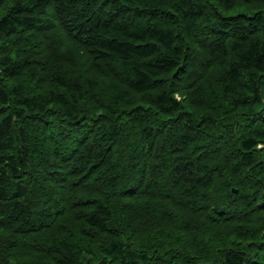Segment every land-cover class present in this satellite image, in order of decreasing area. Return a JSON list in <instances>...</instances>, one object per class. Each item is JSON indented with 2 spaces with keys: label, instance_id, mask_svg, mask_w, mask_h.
<instances>
[{
  "label": "trees",
  "instance_id": "1",
  "mask_svg": "<svg viewBox=\"0 0 264 264\" xmlns=\"http://www.w3.org/2000/svg\"><path fill=\"white\" fill-rule=\"evenodd\" d=\"M0 264H264V0H0Z\"/></svg>",
  "mask_w": 264,
  "mask_h": 264
},
{
  "label": "rangeland",
  "instance_id": "2",
  "mask_svg": "<svg viewBox=\"0 0 264 264\" xmlns=\"http://www.w3.org/2000/svg\"><path fill=\"white\" fill-rule=\"evenodd\" d=\"M212 236V234H208L206 237L207 239H209Z\"/></svg>",
  "mask_w": 264,
  "mask_h": 264
}]
</instances>
